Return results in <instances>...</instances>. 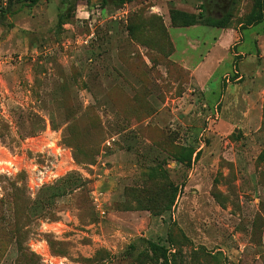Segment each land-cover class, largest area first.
<instances>
[{
    "label": "rangeland",
    "instance_id": "1",
    "mask_svg": "<svg viewBox=\"0 0 264 264\" xmlns=\"http://www.w3.org/2000/svg\"><path fill=\"white\" fill-rule=\"evenodd\" d=\"M207 1L41 0L0 26V264H264V0ZM207 18L243 40L194 78Z\"/></svg>",
    "mask_w": 264,
    "mask_h": 264
},
{
    "label": "trees",
    "instance_id": "2",
    "mask_svg": "<svg viewBox=\"0 0 264 264\" xmlns=\"http://www.w3.org/2000/svg\"><path fill=\"white\" fill-rule=\"evenodd\" d=\"M41 0H8L7 3L4 4V6L0 7V26H3L7 24L8 17H11L18 13L23 8H31L36 6ZM90 1V0H87ZM101 5L105 6L108 2L117 4V5H124L130 2H133L134 0H100ZM262 3L258 2L255 5V11L251 14V17L249 20L246 21V26H256L262 21L263 18V6ZM18 6L17 10H12L14 7ZM171 21L172 22H179L181 24V27L188 28L193 27L200 22V18H195L193 16H188L185 13L181 12H174L171 14ZM205 25L210 28H216V29H224L226 27V20L223 18L221 19H211L207 18L205 21ZM193 153L189 154V157ZM156 250L162 251L159 247H153ZM167 261V259H166ZM165 261V262H166Z\"/></svg>",
    "mask_w": 264,
    "mask_h": 264
},
{
    "label": "crops",
    "instance_id": "3",
    "mask_svg": "<svg viewBox=\"0 0 264 264\" xmlns=\"http://www.w3.org/2000/svg\"><path fill=\"white\" fill-rule=\"evenodd\" d=\"M193 27H196V26H193ZM250 33H251V37H250L251 41H254V42H256V44H258L260 42L259 39H261L262 37L253 34V31L252 32L250 31ZM225 38H227L228 40ZM242 38L243 37L241 35L239 36L237 31L222 30L221 29V34L218 36L217 39H215V44L210 47V50L207 52V57L200 60V62H198L196 65L190 66V67L185 63L184 59H181L178 64L183 69L188 71L192 77L196 78V74L208 64V61L210 60L211 55L214 56L211 60V61H213L214 66H218L219 64H221L223 62L222 59H218L217 56L213 55L214 51L221 46L222 41H225V42L229 41L228 45L222 44L224 47V51H225V50L229 49L231 44H234V42L239 41ZM222 50H223V48H222ZM260 52H264V49ZM174 53H175V50H174ZM239 55H241V53ZM236 56H238V55H236ZM214 58H215V60H214ZM256 71H257L256 74H258L257 76H259V74L261 75V73H260L261 71H259L258 68L256 69ZM210 76H211V73H210Z\"/></svg>",
    "mask_w": 264,
    "mask_h": 264
},
{
    "label": "flooded vegetation",
    "instance_id": "4",
    "mask_svg": "<svg viewBox=\"0 0 264 264\" xmlns=\"http://www.w3.org/2000/svg\"><path fill=\"white\" fill-rule=\"evenodd\" d=\"M232 0H210L207 1L208 6H211L212 9L217 13V15H223L225 11L230 6Z\"/></svg>",
    "mask_w": 264,
    "mask_h": 264
}]
</instances>
